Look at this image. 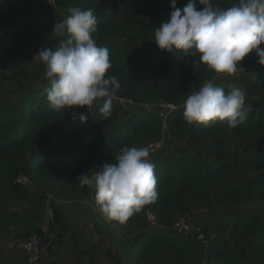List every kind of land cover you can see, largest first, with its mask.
I'll use <instances>...</instances> for the list:
<instances>
[{"label": "trees", "instance_id": "1", "mask_svg": "<svg viewBox=\"0 0 264 264\" xmlns=\"http://www.w3.org/2000/svg\"><path fill=\"white\" fill-rule=\"evenodd\" d=\"M228 1L217 0L216 3L223 6ZM27 4L25 0L0 2L1 71L30 59L37 39L45 48L54 50L57 46L54 24L59 20V12L48 10L41 19L30 20L23 18ZM56 7L63 13V20L70 15L68 9L71 7L94 10L97 31L93 37L98 46L109 49L112 65L105 75L116 76L120 83L116 94L130 98L138 107L127 112L130 114L125 120L119 121V110L113 103L111 115L104 118L100 112L103 100H97L92 112L85 114L88 119L81 122L78 119L80 113L73 111L72 106L58 110L49 107V85L29 90L20 109L7 96L0 95V133L7 134L0 136L2 236L9 233L11 226L35 223L46 208V188L54 196H67L72 200L91 196L96 203L94 191L87 185L81 187L78 177L100 171L105 163H115L122 147H142L144 143L157 140L161 134V118L157 112L143 106L159 102L179 106L206 81L225 74L216 73L200 62L199 55L193 57L183 50L165 54L155 52L148 68H140L127 60V53L133 49L130 45H104L102 40L112 37L125 21L137 25L136 51L144 47L147 41L144 30L152 24L139 18V5H129V0H56ZM43 9L50 8L44 6ZM46 19L50 23L45 22ZM259 47L264 48V44ZM256 62L258 56L252 51L239 64L247 66ZM158 75H162L161 80ZM245 87L248 95L257 98L251 103L248 119L235 128L220 121L189 124L183 115L184 108H176L166 116L165 125L170 137L185 139L187 145L204 148L209 162L203 166L186 148H179L176 157L152 161L157 199L124 221L129 238L121 242V247L130 264H150L157 254L174 264H193L192 237L171 228L179 214L194 205L238 204L249 192L264 199V146L261 145L264 136V65L256 68L254 82L246 83ZM231 138L239 142L242 152L247 154L246 165L254 172L245 180L233 177L237 164L228 157ZM54 146L67 154L54 152ZM20 172L27 175L29 184H13L14 177ZM12 198L25 201V206L20 210L11 209L9 201ZM147 212L153 216L156 226H148ZM57 221L55 210L50 227L53 228ZM35 231L41 238L42 230L37 228ZM135 232L136 235L130 237ZM228 236L231 245L223 236L209 240L202 255L204 264L264 263V216L258 210L249 209L237 216ZM61 241V235L47 241L48 250L52 251ZM76 249L74 244L73 250ZM107 256L114 259L110 253Z\"/></svg>", "mask_w": 264, "mask_h": 264}, {"label": "clouds", "instance_id": "2", "mask_svg": "<svg viewBox=\"0 0 264 264\" xmlns=\"http://www.w3.org/2000/svg\"><path fill=\"white\" fill-rule=\"evenodd\" d=\"M188 0L182 8L171 0L168 19L154 30V41L167 52L183 50L199 55L200 62L216 73L233 75L239 62L252 51L264 65V0H239L226 9L212 0ZM70 15L54 24L57 46L41 48L34 56L46 67L49 78L47 100L52 109L88 106L103 100L100 112L111 115L112 98L120 89L116 76H107L111 68L109 49L98 46L93 37L97 31L94 10L71 7ZM230 90L206 81L184 102V118L193 122L220 121L235 128L248 119L250 107L245 92L229 85ZM75 118V117H74ZM78 119L84 122L87 115ZM146 147L124 146L116 162L105 163L94 175L78 177L80 186H89L96 203L106 217L124 222L157 199L155 165Z\"/></svg>", "mask_w": 264, "mask_h": 264}, {"label": "rangeland", "instance_id": "3", "mask_svg": "<svg viewBox=\"0 0 264 264\" xmlns=\"http://www.w3.org/2000/svg\"><path fill=\"white\" fill-rule=\"evenodd\" d=\"M3 1L8 0H0V2ZM25 1H27L28 6L23 14V18L30 20L41 19L47 14L48 10H56L59 12V20L55 23L63 21V13L56 6L47 10L43 9L44 6L47 7L45 0ZM114 1L119 2V0ZM216 1L214 0V4L224 9L238 3L230 0L222 6L218 5ZM187 2L188 0H176V7L182 8ZM132 3L139 5V18L149 25L152 24V27H146L144 30L147 38L144 47L136 51L138 43L134 37L137 35V25L125 21H122V26L113 32L114 35L112 37L103 39L102 42L106 46L130 45L133 49L127 53L128 62L140 68H148L152 55L155 52L167 53V51L160 49L153 39L154 30L168 19L169 13L172 11L170 7L171 0H129V5ZM202 8L203 5L199 4V0H197V9ZM45 22L50 23V20L46 19ZM41 48L45 47L37 39L35 46L31 50L33 55L30 59L21 62L18 66L7 71L0 70V95L7 96L18 108L24 105L22 100L29 90L49 85L45 65L37 57H34ZM258 66L259 63L247 66L241 65L235 74H218L213 77L212 81L227 90H230L229 85L242 89L245 92V104L250 107L251 111V103L256 99V96L252 97L248 95L245 86L246 83L254 82L255 70ZM158 79L161 80L162 75H158ZM178 108H184V103L180 104ZM72 109L75 111L78 108L73 106ZM152 109L155 110L156 107ZM76 112L83 113L79 110ZM0 136L4 137L7 134L0 133ZM159 139H164L163 144L155 152L150 153V160L159 157H176L177 150L184 147L192 155L201 160L203 165L209 162V157L206 155L204 148L187 145L185 139L172 140L171 137L168 138L167 132L164 129H162ZM148 144L149 142L144 143L142 147H147ZM261 145L264 146V136ZM228 150L229 160L237 164V168L233 173L235 179L245 180L249 174L254 173L247 167V154L242 152V148L235 138L230 139ZM53 151L67 154V152H63L55 146ZM239 157H241V160ZM94 174V172H91L89 176ZM49 191V188L45 189L48 196L46 208L33 225L11 226L7 235H0V240L5 243L1 244L5 247L2 250L3 254L8 253V251L13 253L16 249L18 250L17 243L27 236L29 232L35 231L38 228L43 231L41 239L44 249L40 261L44 264H130V260L124 257V250L121 247V242L125 238H129L124 222L108 218L102 214L91 196L72 200L67 196H54ZM17 205L15 204V206ZM249 209H256L261 216H264V199L249 192L245 200L238 204L226 203L211 207L194 205L185 210L183 214H179L176 219L184 216L193 222L194 225L201 226L206 240V242H202L195 235H191L195 250L193 264H204L202 255L212 237L223 236L225 241L231 245L228 235L235 222V218ZM55 210L58 219L56 223H59V225L51 230L50 221L53 218ZM146 219L148 226H156L149 212L146 213ZM25 232L27 233L25 234ZM58 235L62 236V241L58 245H55L52 251H49L47 241L55 239ZM135 235L136 232L130 237H134ZM74 244L77 246L76 250H73ZM107 253H110L114 259H110ZM3 258L6 262L12 261V259L6 260L5 257ZM6 262L4 264H7ZM150 264L174 263L170 262L166 257L157 254ZM258 264L264 263L258 262Z\"/></svg>", "mask_w": 264, "mask_h": 264}, {"label": "built area", "instance_id": "4", "mask_svg": "<svg viewBox=\"0 0 264 264\" xmlns=\"http://www.w3.org/2000/svg\"><path fill=\"white\" fill-rule=\"evenodd\" d=\"M45 2L48 8H54L56 6V0H45ZM95 102L90 108L88 106H76V107L84 111L85 113L90 114L92 112ZM112 103L117 108L122 109L126 113L131 112L133 108L137 106V104L134 103L130 98L118 96L116 93L112 98ZM151 105H154L152 107H156V109L155 110L152 109L149 105H145L143 107H146L148 109L157 112V115L162 120V125H163L162 129H164L167 132L168 138H170V135L165 125V119L168 113L178 108V106L168 102H159L157 104H151ZM163 140L164 139L158 138L157 140L150 142L146 148H148L150 153H153L162 146ZM29 183L30 180L28 179L27 175L23 172L18 173L13 179L14 185L29 184ZM172 229L182 235H186V236L195 235L198 240L202 242H206L204 238V234L202 233L201 230V226L194 225L193 222H191L189 219H187L184 216L178 217L173 222ZM17 248L24 253L26 264H36L40 261L42 257L41 238L36 231H31L27 236L22 238L17 243Z\"/></svg>", "mask_w": 264, "mask_h": 264}, {"label": "crops", "instance_id": "5", "mask_svg": "<svg viewBox=\"0 0 264 264\" xmlns=\"http://www.w3.org/2000/svg\"><path fill=\"white\" fill-rule=\"evenodd\" d=\"M256 63H258V62H256ZM260 65V64H259ZM255 76H256V70H255ZM250 83H252V82H250ZM256 98H257V96H256ZM151 108H153L152 106H154V105H149ZM73 107V106H72ZM136 107H138V105L136 106ZM136 107L135 108H133V110H132V112L133 111H135V109H136ZM18 108V107H17ZM21 108V107H20ZM20 108H18V109H20ZM117 108V107H116ZM118 110H119V121H123V120H125L128 116H129V114L131 113H125L122 109H120V108H117ZM82 111V110H80V109H77V110H75V112L76 111ZM84 114H86L84 111H82ZM122 113H124L123 115H122ZM121 114V115H120ZM172 139V138H171ZM172 140H174V139H172ZM186 141V140H185ZM181 148H184V147H181ZM188 151V150H187ZM188 153L189 154H191L189 151H188ZM206 153V152H205ZM192 155V154H191ZM194 156V155H193ZM159 158H162V157H159ZM156 159H158V158H156ZM198 159V158H197ZM155 159H153V160H150L151 162L152 161H154ZM199 160V159H198ZM200 162H201V160H199ZM231 161V160H230ZM232 162V161H231ZM201 164H202V162H201ZM208 164V162L205 164V165H207ZM203 165V164H202ZM205 165H203V166H205ZM17 203H18V205H17ZM15 204L17 205V206H15ZM9 207L11 208V209H17V210H20L22 207H24L25 206V201H20V202H18V201H16V200H14L13 198L12 199H10V201H9ZM59 225V223H56V225L53 227V228H51L50 227V229L51 230H53V229H55V227H57ZM43 232V231H42ZM43 236V235H42ZM64 239H66V237H64ZM2 243H4V242H2L1 240H0V264H4L6 261H5V259L3 258V257H5L6 258V260L7 259H12V261H8V262H6L7 264H26V261H25V255H24V253L23 252H21L19 249L17 250L16 249V251H14L13 253L11 252V251H8V253H4L3 254V251L2 250H4V246L3 245H1ZM5 244V243H4ZM43 249H44V247L42 246V253H43ZM1 255H3V256H1ZM11 257V258H10ZM41 260V259H40ZM36 264H44L42 261H39L38 263H36Z\"/></svg>", "mask_w": 264, "mask_h": 264}, {"label": "bare ground", "instance_id": "6", "mask_svg": "<svg viewBox=\"0 0 264 264\" xmlns=\"http://www.w3.org/2000/svg\"><path fill=\"white\" fill-rule=\"evenodd\" d=\"M62 7V6H61Z\"/></svg>", "mask_w": 264, "mask_h": 264}]
</instances>
